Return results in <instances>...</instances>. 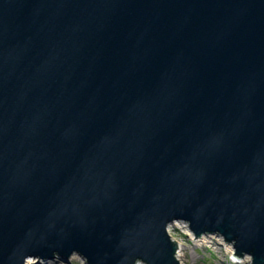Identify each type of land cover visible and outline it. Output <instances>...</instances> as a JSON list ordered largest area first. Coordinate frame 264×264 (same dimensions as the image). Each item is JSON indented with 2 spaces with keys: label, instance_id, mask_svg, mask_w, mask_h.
<instances>
[{
  "label": "water",
  "instance_id": "95a60500",
  "mask_svg": "<svg viewBox=\"0 0 264 264\" xmlns=\"http://www.w3.org/2000/svg\"><path fill=\"white\" fill-rule=\"evenodd\" d=\"M174 221L264 264V0H0V264H181Z\"/></svg>",
  "mask_w": 264,
  "mask_h": 264
},
{
  "label": "rangeland",
  "instance_id": "374dc122",
  "mask_svg": "<svg viewBox=\"0 0 264 264\" xmlns=\"http://www.w3.org/2000/svg\"><path fill=\"white\" fill-rule=\"evenodd\" d=\"M168 228L172 238L178 243L181 264H252L247 254L238 256L235 253V248L233 253L227 250L226 245L229 242H226L219 234H203L201 237H196L181 221L173 222ZM36 257L42 264L46 262L51 264H86L85 260L76 253L69 258L58 255L53 258ZM24 263L26 264L25 261ZM138 264L143 263L139 262Z\"/></svg>",
  "mask_w": 264,
  "mask_h": 264
},
{
  "label": "bare ground",
  "instance_id": "6f19581e",
  "mask_svg": "<svg viewBox=\"0 0 264 264\" xmlns=\"http://www.w3.org/2000/svg\"><path fill=\"white\" fill-rule=\"evenodd\" d=\"M170 225L171 224H169L168 227ZM168 232L171 235V232H170V229L169 228H168ZM226 249L229 250L231 253L234 252V247H233V245L231 243H228L226 245ZM177 257L180 260V253L177 254ZM247 257L251 259V257H249L248 255H247ZM25 262H26V264H42V262L36 256H27L26 259H25ZM43 264H51V263L46 262V263H43Z\"/></svg>",
  "mask_w": 264,
  "mask_h": 264
},
{
  "label": "built area",
  "instance_id": "2783aa9c",
  "mask_svg": "<svg viewBox=\"0 0 264 264\" xmlns=\"http://www.w3.org/2000/svg\"><path fill=\"white\" fill-rule=\"evenodd\" d=\"M175 222V221H174ZM184 225H185V227H187V225L183 222V221H181Z\"/></svg>",
  "mask_w": 264,
  "mask_h": 264
}]
</instances>
